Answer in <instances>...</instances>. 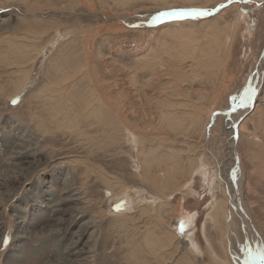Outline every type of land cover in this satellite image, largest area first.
<instances>
[{
  "label": "rangeland",
  "instance_id": "374dc122",
  "mask_svg": "<svg viewBox=\"0 0 264 264\" xmlns=\"http://www.w3.org/2000/svg\"><path fill=\"white\" fill-rule=\"evenodd\" d=\"M261 64L264 0H0V264H258L216 174L237 125L264 253Z\"/></svg>",
  "mask_w": 264,
  "mask_h": 264
},
{
  "label": "bare ground",
  "instance_id": "6f19581e",
  "mask_svg": "<svg viewBox=\"0 0 264 264\" xmlns=\"http://www.w3.org/2000/svg\"><path fill=\"white\" fill-rule=\"evenodd\" d=\"M13 43V42H12ZM14 45V44H13ZM263 59V58H262ZM262 66V64H261ZM262 68H264L262 66ZM263 70V69H262ZM28 74V73H27ZM57 77V76H56ZM254 78V77H253ZM57 79V78H56ZM255 79V78H254ZM18 80V79H17ZM252 82V81H251ZM50 86V85H49ZM260 84H256L255 88H254V92L252 93V98L249 100V104L247 107H245L244 110L240 111L239 114V118L241 119L245 113L248 114V111H250V107L255 105V101H256V97L259 93V89H260ZM48 88V87H47ZM70 95V94H69ZM49 99V98H48ZM57 100H55L56 103ZM63 101V100H62ZM58 102V101H57ZM261 104V103H260ZM54 105V104H53ZM60 105V104H59ZM51 106V105H50ZM56 107V106H55ZM60 107V106H59ZM53 109V108H52ZM252 109V108H251ZM62 111V110H61ZM64 111V110H63ZM55 114V113H54ZM95 115V114H94ZM215 115V114H214ZM96 116V115H95ZM45 117V116H44ZM88 117V116H87ZM122 118V117H121ZM239 118H237L238 120H240ZM69 119V118H68ZM79 119V118H78ZM73 122V120H72ZM235 122V121H234ZM238 122V121H237ZM44 127V126H43ZM238 127L239 126H233L232 130L229 132V136H230V147L228 149V151L224 154V158L225 160H223V166H222V172H218V174H216V179H217V183L223 181L225 186L228 189V195L230 197V205H232L235 208L236 214L237 216L240 218L241 222L243 223V225L245 227H247L251 232H252V248L254 253H256L257 258L261 257V252H260V244H259V239H256L257 237H255L256 232H255V227H253L254 223H252V220L249 216V214L246 211V208L244 206V200L242 198V177L241 175L239 176L238 172V157H237V153H236V133L238 132ZM69 129V128H68ZM207 129V128H206ZM142 144V143H141ZM238 148V147H237ZM27 150V149H26ZM31 152V151H30ZM204 159V158H203ZM166 161V160H165ZM218 161V160H216ZM162 162V161H161ZM160 162V163H161ZM173 162V161H172ZM174 163V162H173ZM164 164V163H163ZM174 165V164H173ZM169 165H166V167ZM163 167V166H162ZM178 167V166H177ZM165 168V167H164ZM233 169H235V176H233ZM174 170V169H173ZM170 171V170H169ZM169 173V172H168ZM217 173V172H216ZM186 175V174H185ZM155 176V175H154ZM153 176V177H154ZM150 179V178H149ZM155 180V179H154ZM150 181V180H149ZM155 182V181H154ZM152 183V182H151ZM204 183V182H203ZM154 184V183H153ZM155 185V184H154ZM224 186V185H223ZM161 188V187H160ZM205 188V187H204ZM186 191V190H185ZM136 195V194H135ZM162 196V195H161ZM179 202V201H178ZM181 202V201H180ZM179 202V203H180ZM212 204V214H216L217 212H220L223 207V203L220 202L217 199H214ZM225 204V203H224ZM138 206V205H137ZM145 206V204H144ZM134 209V208H133ZM162 209V208H161ZM180 209V208H179ZM153 210V209H152ZM177 210V209H176ZM164 211V210H163ZM181 211V210H180ZM179 211V214L181 213ZM189 212V211H188ZM177 214V213H176ZM125 215V214H124ZM153 215V214H152ZM150 215V216H152ZM195 216V213H185V217L182 218V222H180L182 225L183 223L185 224L184 226L186 227L185 229H182V225L179 223L178 226L180 227V233L181 234H186L187 230L194 225L193 224V218ZM175 217V216H174ZM216 218V217H215ZM120 220V219H119ZM207 220V218H206ZM161 221V220H160ZM215 221V220H214ZM195 222V221H194ZM168 223V222H167ZM125 225V224H124ZM172 225V224H171ZM191 229V228H190ZM158 230V229H157ZM192 233V232H191ZM162 240V239H161ZM258 240V241H256ZM262 249V248H261ZM153 250V249H152ZM156 251V250H155ZM199 251V250H198ZM252 251V252H253ZM256 257V256H255ZM258 264H264V260L263 259H257ZM255 262V261H253Z\"/></svg>",
  "mask_w": 264,
  "mask_h": 264
},
{
  "label": "snow or ice",
  "instance_id": "6c2138e0",
  "mask_svg": "<svg viewBox=\"0 0 264 264\" xmlns=\"http://www.w3.org/2000/svg\"><path fill=\"white\" fill-rule=\"evenodd\" d=\"M228 3H232V0H228ZM225 7V4L221 3L217 7L209 10L206 8H199V7H181V6H172V7H165L162 9H158L154 15L151 17V22L153 24L160 23L164 20L168 21H181L185 19H196L199 17L209 16L212 12H216L219 9ZM254 89H249L246 93L244 99L241 103H246L247 100L252 98V93ZM13 103L16 101L13 100ZM233 176H235V169H233ZM261 259H264V253L261 254Z\"/></svg>",
  "mask_w": 264,
  "mask_h": 264
},
{
  "label": "water",
  "instance_id": "95a60500",
  "mask_svg": "<svg viewBox=\"0 0 264 264\" xmlns=\"http://www.w3.org/2000/svg\"><path fill=\"white\" fill-rule=\"evenodd\" d=\"M258 259H260V258H258Z\"/></svg>",
  "mask_w": 264,
  "mask_h": 264
}]
</instances>
